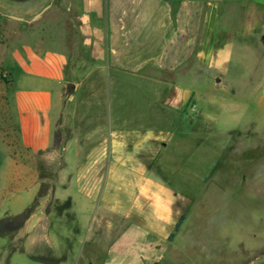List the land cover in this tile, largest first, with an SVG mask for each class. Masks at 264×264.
Masks as SVG:
<instances>
[{
    "label": "crops",
    "instance_id": "crops-1",
    "mask_svg": "<svg viewBox=\"0 0 264 264\" xmlns=\"http://www.w3.org/2000/svg\"><path fill=\"white\" fill-rule=\"evenodd\" d=\"M79 1L73 8L82 24L71 47L67 38L66 53L49 49L42 59L38 39H18L4 49L11 60L2 74L12 128L9 139V129L0 133V211L7 202L14 206L0 212V234L10 239L9 251L32 258L25 264H54L46 255L63 253L65 237L75 241L82 264H183L177 239L190 199L150 170L148 155L166 136L142 140L147 151L139 153L131 148V131L110 127L106 70L98 60L114 71L145 70L140 77L157 91L160 115L169 118L163 121L197 129V112L188 107L201 80L225 84L237 49L264 51V0ZM55 30L63 41L60 26ZM86 47L91 66L81 59ZM22 212V230L11 235ZM71 212L89 221L88 236L78 227L63 229Z\"/></svg>",
    "mask_w": 264,
    "mask_h": 264
},
{
    "label": "rangeland",
    "instance_id": "rangeland-1",
    "mask_svg": "<svg viewBox=\"0 0 264 264\" xmlns=\"http://www.w3.org/2000/svg\"><path fill=\"white\" fill-rule=\"evenodd\" d=\"M79 2L0 0V133L9 129L6 138H11L12 128L6 114L10 88L2 74L11 63L5 55L6 45L11 46L18 39H38L42 59L49 49L66 53L67 38L71 47L75 31L82 24L76 10ZM69 5L70 11L67 10ZM58 25L63 41L56 34ZM67 26L70 31L66 32ZM91 50L87 47L83 50V61H89ZM74 54L68 58L71 60ZM96 64L94 62V67ZM98 64L106 70L107 91L103 105L110 127L118 125L123 132L131 131L135 140L131 148L139 153L146 150L142 140L145 144L150 136H166V143L148 155L153 159L150 170L190 199L188 215L177 239L185 256L183 264H232L235 261L241 264L251 259L253 264L263 263L264 51L258 47L249 53L237 49L229 63L225 84L211 85V80H201L188 107L192 114L197 112L194 115L197 129L186 131L163 121L169 118L160 115L163 107L157 91L152 83L140 77L145 70L137 74L114 71L100 60ZM48 85L60 87L57 80L49 81ZM72 172L69 175L75 178V171ZM71 182L74 184L76 180ZM13 206L7 202L0 212H7ZM23 215L24 212L14 220L20 227L14 225L16 228L12 227L11 235L22 230ZM88 225L83 215L77 217L71 212L63 216L62 227L70 233L78 227L88 236ZM63 241V253L47 254V261L82 264L76 260L75 241L66 237ZM9 242L6 232L0 234V264H25L32 260L22 250L9 251ZM82 249L81 244L80 252Z\"/></svg>",
    "mask_w": 264,
    "mask_h": 264
},
{
    "label": "water",
    "instance_id": "water-1",
    "mask_svg": "<svg viewBox=\"0 0 264 264\" xmlns=\"http://www.w3.org/2000/svg\"><path fill=\"white\" fill-rule=\"evenodd\" d=\"M39 13H40V12H39ZM39 13H37L35 16H37ZM8 16H10V17H14V18H17V19H19V20H23V19H24V18H22V17H19L18 15H11V14H8ZM68 86H69L70 90H73L75 84H74V82H69V83H68ZM69 95H71V92L69 93Z\"/></svg>",
    "mask_w": 264,
    "mask_h": 264
},
{
    "label": "trees",
    "instance_id": "trees-1",
    "mask_svg": "<svg viewBox=\"0 0 264 264\" xmlns=\"http://www.w3.org/2000/svg\"><path fill=\"white\" fill-rule=\"evenodd\" d=\"M185 216H186V214L181 215V217H180V219H179V222H177V224H176V229H177V230L179 229L181 223H182L183 220L185 219ZM173 235H175V233H172V234L170 235V238H172ZM153 264H160V263H156V262H155V263H153Z\"/></svg>",
    "mask_w": 264,
    "mask_h": 264
}]
</instances>
